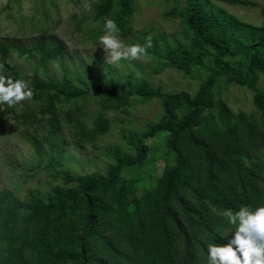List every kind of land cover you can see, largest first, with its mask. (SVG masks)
Wrapping results in <instances>:
<instances>
[{
  "label": "trees",
  "instance_id": "obj_1",
  "mask_svg": "<svg viewBox=\"0 0 264 264\" xmlns=\"http://www.w3.org/2000/svg\"><path fill=\"white\" fill-rule=\"evenodd\" d=\"M215 2L248 4L185 0L180 15L187 42L161 45L155 38L146 51L156 61L154 73L171 68L190 78L194 69L206 70L192 95L164 92L145 78L125 87L65 69L54 78L48 66L66 56L63 40L45 30L29 44L0 36V75L24 80L34 91L31 101L0 103V132L16 122L39 163L46 159L44 169L62 183L24 198L0 189V264H207V245L226 243L234 231L223 212L264 206V90L258 85L264 7L262 24L253 26ZM133 13L134 0H99L93 20L104 27L105 18L113 19L124 39ZM220 82L249 90L253 111L233 112L220 97ZM135 98L157 99L158 121L123 138L127 151L112 147L103 175L65 169L68 147L95 148L110 129L105 113L125 112ZM148 138L162 141L164 164L158 176L145 175L153 183L139 191L141 174L156 161Z\"/></svg>",
  "mask_w": 264,
  "mask_h": 264
},
{
  "label": "rangeland",
  "instance_id": "obj_2",
  "mask_svg": "<svg viewBox=\"0 0 264 264\" xmlns=\"http://www.w3.org/2000/svg\"><path fill=\"white\" fill-rule=\"evenodd\" d=\"M98 1L0 0V36L29 44L41 30H45V34L52 33L63 40L67 46L66 56L48 66V72L54 78H59L61 69H65L72 75L85 78L100 74L118 81L121 87H125L131 80L145 78L152 87H158L164 92L185 91L192 95L197 91L201 78L207 75L204 69H194L190 78L171 68L154 73L152 70L156 61L146 54L139 60L106 63L108 53L99 44V37L104 34L105 29L93 20L94 7ZM243 1L248 4L215 3L242 22L260 26V9L264 7V0ZM85 4H91V11L85 10ZM184 5L185 0H134L132 32L128 37L121 39L122 42L125 45H142L147 37H151L158 39L161 45L162 40L169 45L186 43L185 28L180 15ZM19 62L28 70L26 62ZM28 73L31 74V70H28ZM258 85L264 90V76L260 77ZM218 91L233 112L253 111L252 93L249 90L220 82ZM87 109L89 112L98 111L95 105H88ZM105 115L111 123L109 131L99 137L95 148L87 146L84 150H78L74 146L68 147L64 158L65 169L73 174L103 175L112 164L109 150L117 147L127 151L128 146L123 138L140 136L149 125L155 124L161 115V107L157 99L142 102L135 98L125 112H106ZM21 133L22 127L16 122H10L6 130L0 132V189L9 188L19 198H24L29 190L45 194L52 186L62 185L60 180H53L44 169L46 159L39 163ZM159 138H148L145 141L150 151L152 148L156 149V161L142 170L141 176L150 175L154 178L160 174L164 164L161 159L164 149ZM127 175V171L122 173L123 177ZM152 183L153 181L145 176V181L138 184L139 191L149 188Z\"/></svg>",
  "mask_w": 264,
  "mask_h": 264
},
{
  "label": "clouds",
  "instance_id": "obj_3",
  "mask_svg": "<svg viewBox=\"0 0 264 264\" xmlns=\"http://www.w3.org/2000/svg\"><path fill=\"white\" fill-rule=\"evenodd\" d=\"M84 8L91 11V4H85ZM104 29L99 44L108 53V64H117L121 60H139L153 46L151 37L146 38L144 45H125L113 19L105 18ZM33 96L34 91L26 81L0 75V103L13 107L31 101ZM223 216L234 226V231L226 243L207 245V264H264V206L252 209L242 205L235 212L225 210Z\"/></svg>",
  "mask_w": 264,
  "mask_h": 264
}]
</instances>
